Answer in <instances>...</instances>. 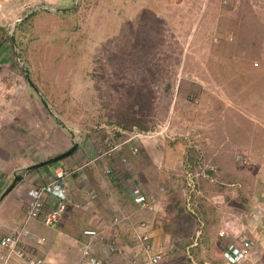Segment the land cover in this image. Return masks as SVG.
Instances as JSON below:
<instances>
[{
  "label": "rangeland",
  "instance_id": "1",
  "mask_svg": "<svg viewBox=\"0 0 264 264\" xmlns=\"http://www.w3.org/2000/svg\"><path fill=\"white\" fill-rule=\"evenodd\" d=\"M63 138L90 150L53 163L68 182L98 157L89 175L118 185L119 212L102 205L120 222L97 230L121 237L93 243L104 264H127L144 234L163 264H226L244 237L240 264H264V0H0V182ZM66 205L60 229L78 207ZM43 235L44 264H81L84 234Z\"/></svg>",
  "mask_w": 264,
  "mask_h": 264
},
{
  "label": "crops",
  "instance_id": "2",
  "mask_svg": "<svg viewBox=\"0 0 264 264\" xmlns=\"http://www.w3.org/2000/svg\"><path fill=\"white\" fill-rule=\"evenodd\" d=\"M65 137L68 140H71L70 139L71 134H68L67 136L65 134ZM66 138H63L61 140L62 144H58V146H56L57 148L55 146H51V148L47 149V152L45 153H47L49 156L45 155L44 157H39L37 160H32L30 161V163H27L26 166L46 160L51 157H54L55 155H58L70 149L73 146L74 142L73 144H71V142H69ZM88 144H89L88 142L87 144H85L86 145L85 148H83L82 144L79 145L77 151L73 155L63 159L64 161L63 160L61 161L63 163H66V165H72L73 163L80 164L82 159L90 156V150L89 148L87 149ZM58 148H61V150L57 151ZM88 161L89 162H87L86 164H82L78 167H76L77 165L75 166L77 168L75 169L78 172H80L79 170H81L80 172L81 175L80 174L74 175L72 183L68 182L71 194L74 196V199H76L77 201H79V203H81L82 206L73 207V208L71 207L72 209H74L72 211L75 212L74 215L72 214L73 216L72 220L74 222L71 223L72 226L70 228L68 227V225L66 228L63 226L61 227L62 231L70 238L71 241L75 240L80 244L84 241V239L85 241L87 240L85 236H84V239H82L83 234H84L83 233L84 229L86 228L100 229L103 226H110V224L108 225V223L115 217V216L112 217L110 220L107 219L106 209L104 210L103 205H102L104 199L105 200L107 199L109 205L110 204L114 205V206L111 205L112 211H115L117 209V211L119 212V209L121 207L119 206L120 204L117 205L113 201V197L115 193L113 192L114 187H115L114 185H112L113 181L109 178L107 181L105 177L107 175H100V177H98L99 175H89V171L91 172L92 169H91V166L90 167L88 166L93 165V163L96 161H99L98 157L97 158L92 157V159ZM102 161L107 162V159L106 158L102 159ZM61 167L62 165L55 166L54 164L53 165L50 164L44 167L33 169L27 173H24L25 177L23 178V180L20 181L19 184L16 186V188L13 191H11L0 203V239L3 235H5L4 233L9 234L15 230H18L25 223L26 207H27V204L25 203V201L27 199H25L24 195L29 190V188L32 186H36V185H40V184H44L48 182L49 180L52 179L55 170ZM6 176L7 175H5L4 178H1L2 180L0 183L2 184L1 186L2 189L0 188V194H3L4 191L11 185L15 175H13V178L11 177L9 179ZM104 180L107 182L106 186L110 187L109 193H111L112 196L111 195L109 196V194L106 191V188L102 185L104 183L103 182ZM86 181H88V183L90 182L89 184L91 185L92 190L87 189V187L86 188L84 187V184H86L85 183ZM109 183H111V186ZM117 187L118 185H116L115 188ZM91 191L96 193L95 197L91 196ZM96 198H97L96 202L91 201V200H95ZM91 202H95V205L91 206L90 204ZM96 212H98V216L100 215L102 217L101 219L100 217L97 216ZM114 214L117 215L116 213ZM119 215L120 214H118L116 217H119ZM112 222L113 221H111V223ZM113 224L114 226L116 225L115 223ZM27 227L30 228L32 232H34L37 235V237L38 236L44 237L45 235L43 234H45L48 231L54 232L56 230L57 231L61 230L59 226L56 228L47 227L43 223H41L39 220L29 221L27 223ZM120 237H121V234L119 233V228L117 231H114V229L112 228L111 230H109V233L105 234L104 240L106 243H108L107 240L110 241V239H114V238H115L114 240H119ZM46 239L47 237L45 236V240ZM47 241L49 240L47 239ZM50 242H51L50 246L48 247H52V245L54 244V241H52L51 239H50ZM31 244L32 246H34L33 247L34 251L37 252V253L35 252L36 257L43 259L42 264H44L47 261V257H45V255L48 254V249H47L48 247L41 248V245L36 243V241L34 240H31ZM4 252H6V249L0 243V255L3 254ZM80 254H81V250H80ZM64 255L67 256L66 253H64ZM17 262H19V264H24L25 261L19 256L13 255L9 259L7 264H18ZM2 264H4V262H2Z\"/></svg>",
  "mask_w": 264,
  "mask_h": 264
},
{
  "label": "built area",
  "instance_id": "3",
  "mask_svg": "<svg viewBox=\"0 0 264 264\" xmlns=\"http://www.w3.org/2000/svg\"><path fill=\"white\" fill-rule=\"evenodd\" d=\"M68 177V171L57 169L50 181L29 188L25 223L20 229L3 235L0 239L1 245L6 249L5 254L0 255V264L2 262L7 264L13 255L22 258L26 264H42L43 259L36 257L31 240L38 244L43 240L27 227V223L31 220H39L45 226L55 228L62 221L67 201L80 206L72 197ZM91 196L95 197L96 193L91 191ZM49 202L52 203V206L46 208V204ZM134 202L140 209H146L149 205V198L143 191L135 190ZM115 222L119 223L120 218L116 217ZM225 234L229 233H221L222 236ZM84 235L87 237V241L84 243L81 264H104L103 259L94 251L93 243L97 238L105 239V236L93 228L84 229ZM142 239V247L130 256L127 264H163L165 259L162 249L155 246L149 234H144ZM251 249L252 242L247 237L240 240L233 238L227 242L223 253L226 264L242 263L250 256ZM111 250L123 254V250L115 245L111 246Z\"/></svg>",
  "mask_w": 264,
  "mask_h": 264
},
{
  "label": "water",
  "instance_id": "4",
  "mask_svg": "<svg viewBox=\"0 0 264 264\" xmlns=\"http://www.w3.org/2000/svg\"><path fill=\"white\" fill-rule=\"evenodd\" d=\"M73 8V7H71ZM40 10H46L44 8H40L38 9L37 11H40ZM32 13L30 15H28L27 17L31 16ZM12 40L16 43V36L15 34L12 35ZM17 45V43H16ZM26 77L28 79V82L32 85V87L37 91L39 92V89L36 87L34 81L32 80V78L30 77V71L29 70H26ZM42 100L43 102H45V99L42 97ZM80 143L78 141H74V144L73 146L68 149L67 151L65 152H62L58 155H55L54 157H51V158H48L46 160H43V161H40V162H37V163H34V164H31L29 166H26L25 168L22 169V172H18L15 174L14 176V179H13V182L11 183V185L4 191V193L2 194L1 198H0V203L1 201H3V199L11 192L13 191L16 186L19 184L20 181L23 180V178L25 177V174L24 173H27L33 169H37V168H40V167H44L46 165H50V164H53V163H56V162H59L71 155H73L78 147H79Z\"/></svg>",
  "mask_w": 264,
  "mask_h": 264
},
{
  "label": "trees",
  "instance_id": "5",
  "mask_svg": "<svg viewBox=\"0 0 264 264\" xmlns=\"http://www.w3.org/2000/svg\"><path fill=\"white\" fill-rule=\"evenodd\" d=\"M34 16H31L30 18H27L24 22H23V25H24V23H27L28 21H30L32 18H33ZM20 26H22V24L20 23L19 24ZM32 86V85H31ZM133 193H134V191H133ZM72 197H73V199H74V196L72 195ZM75 200V199H74ZM26 203V202H25ZM27 203H28V201H27ZM73 203V202H72ZM52 206V203L51 202H49V203H47L46 204V208H49V207H51Z\"/></svg>",
  "mask_w": 264,
  "mask_h": 264
},
{
  "label": "clouds",
  "instance_id": "6",
  "mask_svg": "<svg viewBox=\"0 0 264 264\" xmlns=\"http://www.w3.org/2000/svg\"><path fill=\"white\" fill-rule=\"evenodd\" d=\"M60 162V161H59ZM57 163V162H56ZM59 169H62V168H59ZM64 170V169H63ZM56 171V170H55ZM67 171V170H66ZM55 173V172H54ZM70 176V175H69ZM69 178V177H68ZM50 181V180H49ZM47 183V182H46ZM142 191V190H141ZM71 192V191H70ZM144 192V191H143Z\"/></svg>",
  "mask_w": 264,
  "mask_h": 264
}]
</instances>
